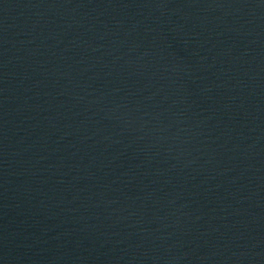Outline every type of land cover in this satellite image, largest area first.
<instances>
[{
    "label": "water",
    "instance_id": "water-1",
    "mask_svg": "<svg viewBox=\"0 0 264 264\" xmlns=\"http://www.w3.org/2000/svg\"><path fill=\"white\" fill-rule=\"evenodd\" d=\"M0 264H264V0H0Z\"/></svg>",
    "mask_w": 264,
    "mask_h": 264
}]
</instances>
